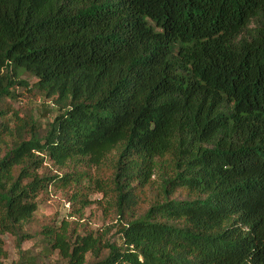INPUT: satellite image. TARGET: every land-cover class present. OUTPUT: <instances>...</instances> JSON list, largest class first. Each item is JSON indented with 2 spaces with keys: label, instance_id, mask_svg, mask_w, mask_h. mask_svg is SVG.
I'll list each match as a JSON object with an SVG mask.
<instances>
[{
  "label": "trees",
  "instance_id": "1",
  "mask_svg": "<svg viewBox=\"0 0 264 264\" xmlns=\"http://www.w3.org/2000/svg\"><path fill=\"white\" fill-rule=\"evenodd\" d=\"M24 73L47 129L6 107ZM52 188L61 264H264V0H0V264L6 234L43 263ZM93 193L116 239L68 233Z\"/></svg>",
  "mask_w": 264,
  "mask_h": 264
},
{
  "label": "rangeland",
  "instance_id": "2",
  "mask_svg": "<svg viewBox=\"0 0 264 264\" xmlns=\"http://www.w3.org/2000/svg\"><path fill=\"white\" fill-rule=\"evenodd\" d=\"M20 80L26 81L27 87H16L13 90L16 95L15 98H7L6 107H10L11 112H18L22 117L33 118L47 129L48 123L56 115L55 108H52L49 102L31 93L30 90L36 83L34 77L24 73L21 75ZM90 200L93 201V204L85 210V216L82 220L76 217L66 218V220L71 222L68 233H71L72 230H76L81 234H85L86 230L93 231L95 234L106 231L108 238L111 240L116 239V232L114 228L112 229L113 224L116 223L115 213H111V208L113 207L109 199H105L100 193H93L90 196ZM74 210L73 205L68 202L67 193L58 188L50 189L49 195L44 198L33 221L27 227L31 234H35V237L24 242L22 249L34 256L40 255V258L43 259L41 264H61L62 261L59 260L58 251L47 257L43 256L45 254V234L43 229L49 226H59L60 220L66 217L69 212L73 213ZM3 239L5 250L8 254L4 264H13L20 258V249L16 237L12 234H6Z\"/></svg>",
  "mask_w": 264,
  "mask_h": 264
}]
</instances>
